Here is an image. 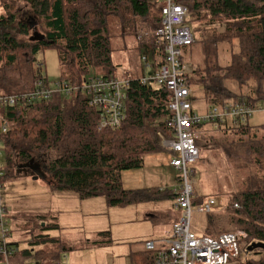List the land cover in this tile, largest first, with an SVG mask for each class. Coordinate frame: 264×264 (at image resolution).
Returning a JSON list of instances; mask_svg holds the SVG:
<instances>
[{
	"label": "trees",
	"instance_id": "obj_1",
	"mask_svg": "<svg viewBox=\"0 0 264 264\" xmlns=\"http://www.w3.org/2000/svg\"><path fill=\"white\" fill-rule=\"evenodd\" d=\"M176 3L188 8L187 23L192 19L223 26L222 32H217L219 36L204 43V68L194 69L187 77L190 88L202 90L208 109L264 102V0ZM0 6L8 13L0 19V96L28 94L38 81L48 82L38 56L49 50L58 53L61 75L57 83L71 90L69 95L64 91L55 94L47 102L0 109L11 126L0 136L5 153L4 183L35 163L45 172L53 191L74 192L83 201L102 197L108 206L118 208L175 202L176 189L125 190L122 182L124 172L144 167L146 155L167 151L159 145L157 133L167 132L172 116L171 93L143 84V79L166 60L164 45H157L153 37L140 36L143 31L153 33L161 27L162 10L156 0H3ZM29 16V22L19 21ZM111 19L119 22L124 33L139 38L142 53L151 56V64L147 63L151 71L129 79L123 125L117 130L98 131L96 113L89 107L83 89L90 78L117 79L109 37ZM30 22L45 36L44 41L29 40ZM224 48H237L231 52L228 66L219 63ZM95 70L97 75H93ZM197 129L202 134L198 147L219 142L215 146L222 147L226 165L237 151L249 152L258 170L250 186L232 196L228 215H204L205 224L200 234L196 233L217 238L244 232L247 237L240 242V258L230 264H264L263 249L248 251L253 244L264 245V128L255 129L248 121L237 126L231 122L219 129L209 122ZM50 153L58 157L52 160ZM203 202L196 194L193 203ZM101 236L109 238L107 233ZM46 243L58 244L52 261L43 262L49 255L44 249L20 248L10 264H25L32 259L52 264L73 250L60 238L48 236L33 237L31 246ZM95 244L109 245L103 241ZM155 257L153 252L143 250L132 253L130 260L131 264H157Z\"/></svg>",
	"mask_w": 264,
	"mask_h": 264
},
{
	"label": "rangeland",
	"instance_id": "obj_2",
	"mask_svg": "<svg viewBox=\"0 0 264 264\" xmlns=\"http://www.w3.org/2000/svg\"><path fill=\"white\" fill-rule=\"evenodd\" d=\"M2 3L3 0H0V5ZM7 15L6 10L0 6V19ZM22 20L29 22L31 17L19 19L20 22ZM109 24L112 60L117 68L115 77L129 80L141 78L145 72L150 74L151 67L147 63L151 64V56L142 53L139 38L135 34L124 33L115 19H111ZM187 26L191 29L194 42L183 49L184 61L182 59L181 61L194 71L197 68H204V43H211L212 38L219 36L223 26L217 24L214 27L213 24L199 23L192 19L188 20ZM232 51H237V48L221 50L219 63L228 66ZM38 59L43 61V73L51 87H54L61 75L57 51H46L40 54ZM97 74L95 70L93 75ZM191 92L193 111L202 116L209 108L204 101V94L197 87H192ZM249 124L255 129L264 128V113L254 114ZM215 144L219 142L201 144L202 147H199L200 158L194 165L193 186L199 199L204 201L217 199L220 202V208L215 214L228 215V203L232 196L250 186L252 177L256 175L258 169L253 164V156L247 151L250 155L240 150L226 165L228 159L223 154L222 147H216ZM56 157H58L56 153L49 154L52 160ZM172 159L174 155L170 151L146 155L145 167L138 169L142 177L138 181L142 182L146 177L151 181V187L163 185L164 188L177 189L180 186V173L172 167ZM3 161L5 162V159ZM25 171L7 179L1 192L2 201L7 208L4 221L10 229L7 241L17 244L21 249L48 251L49 255L43 262L52 261L58 244L31 246L33 237L60 238L61 243L73 249L67 254H62L57 264H131L132 253L143 251L144 247L140 242L157 241L165 237L168 231L170 234V222L161 218V222H153L148 217L149 214L157 215L153 208H158L159 212L162 205L148 203L143 207L118 208L108 206L102 197L83 201L74 192L53 191L47 182L45 172L42 171L45 177L36 180V174ZM164 203L171 207L172 201ZM205 221L204 215L195 214L193 230L199 233ZM105 233L109 234V238L101 236ZM238 233L245 235L243 239L247 237L244 232ZM101 241L109 245L102 247L95 244Z\"/></svg>",
	"mask_w": 264,
	"mask_h": 264
},
{
	"label": "built area",
	"instance_id": "obj_3",
	"mask_svg": "<svg viewBox=\"0 0 264 264\" xmlns=\"http://www.w3.org/2000/svg\"><path fill=\"white\" fill-rule=\"evenodd\" d=\"M162 10V24L155 32L143 31L140 36L153 37L157 45H164L166 52L165 64L143 79V84H151L155 88H163L171 93L169 110L171 118L167 124V132L157 133L159 145L173 153V168L179 171L180 186L176 189L177 199L174 202L179 217L170 234L165 239V246L159 249L155 242L146 241L144 248L155 254L157 264H230L240 258V242L244 234H223L217 238L198 235L193 230L195 214L208 215L217 212L220 202L208 199L203 203L194 204L196 192L193 186L195 176L194 165L200 158L197 140L201 131L197 127L209 122L217 128L231 122L236 126L248 122L256 113H264V102L253 106L227 105L224 108H210L199 116L193 111L192 92L187 77L193 73L189 65L184 64L183 49L192 45L194 37L187 26L189 10L176 0H156ZM129 80L110 78H90L85 84L83 93L87 96L88 105L96 113L98 131L117 130L127 118V91ZM71 93L60 83L51 87L50 83L38 81L32 92L19 96H0V109L18 103L47 102L55 94ZM10 124L0 116V136L7 134ZM5 153L0 141V264H10L21 249L9 243L10 230L5 224L7 208L2 201L4 189ZM235 208H239L235 205ZM25 264H44L35 259ZM52 264H57L53 262Z\"/></svg>",
	"mask_w": 264,
	"mask_h": 264
},
{
	"label": "crops",
	"instance_id": "obj_4",
	"mask_svg": "<svg viewBox=\"0 0 264 264\" xmlns=\"http://www.w3.org/2000/svg\"><path fill=\"white\" fill-rule=\"evenodd\" d=\"M211 143H209L210 145ZM201 151V150H200ZM173 161V159H172ZM171 166V165H170ZM145 167V165H144ZM139 170H135V171H127V172H124L122 174V182H123V187L125 190H140V189H146V188H152L151 187V181L146 179V177H144L143 181L142 182H139L138 180L139 179H142L141 175L139 174L138 172ZM161 186V187H160ZM158 188H161V189H170V188H164L163 185H160ZM89 201V200H87ZM157 206H161L160 207V211L158 212L157 210H159L158 208H153L154 211L156 212L157 215H148L149 217V220L153 221V222H161L163 219V221H168L170 222L171 224V228H170V232L172 230V227H173V224L176 223L178 217H179V213L178 211L175 210V205H174V202H172L171 204V207L168 206L166 203H164V201L161 203V202H156ZM148 203L146 204H142V205H136V206H147ZM152 205H155V204H152ZM153 207V206H152ZM155 207V206H154ZM159 215V216H158ZM169 232V231H168ZM166 234L165 237L155 241V240H145V241H142L140 242L141 245H143L144 247V243L146 241H153L156 243L157 247L159 249H162L164 246H165V239L167 238L168 236V233ZM143 250H145V248H143Z\"/></svg>",
	"mask_w": 264,
	"mask_h": 264
},
{
	"label": "water",
	"instance_id": "obj_5",
	"mask_svg": "<svg viewBox=\"0 0 264 264\" xmlns=\"http://www.w3.org/2000/svg\"><path fill=\"white\" fill-rule=\"evenodd\" d=\"M29 40L31 42H41V41H44L45 40V36L41 35L36 29H35V34L34 32H32V35L30 36ZM33 164V163H32ZM28 165L26 166L25 170H32V172L34 174H36V180L39 179V177H45L42 173V169H41V166L39 164H36V165ZM257 249H263L264 250V245L262 244H253L249 249L248 251L249 252H253L254 250H257Z\"/></svg>",
	"mask_w": 264,
	"mask_h": 264
},
{
	"label": "flooded vegetation",
	"instance_id": "obj_6",
	"mask_svg": "<svg viewBox=\"0 0 264 264\" xmlns=\"http://www.w3.org/2000/svg\"><path fill=\"white\" fill-rule=\"evenodd\" d=\"M30 24V26H31V29H32V32H34V34H35V27H34V25L30 22L29 23ZM33 165V164H32Z\"/></svg>",
	"mask_w": 264,
	"mask_h": 264
}]
</instances>
